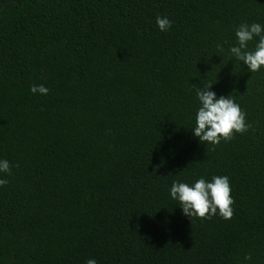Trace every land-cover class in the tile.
<instances>
[{"label":"trees","instance_id":"1","mask_svg":"<svg viewBox=\"0 0 264 264\" xmlns=\"http://www.w3.org/2000/svg\"><path fill=\"white\" fill-rule=\"evenodd\" d=\"M242 23L264 27V0H0V264H264V66L230 53ZM210 83L251 125L216 145L191 130ZM214 175L232 218L190 220L172 182Z\"/></svg>","mask_w":264,"mask_h":264},{"label":"clouds","instance_id":"2","mask_svg":"<svg viewBox=\"0 0 264 264\" xmlns=\"http://www.w3.org/2000/svg\"><path fill=\"white\" fill-rule=\"evenodd\" d=\"M156 25L160 31H168L172 21L166 16H157ZM237 44L230 47V53L238 61L243 62L250 72L259 71L264 66V27L259 23H242L235 31ZM258 38L253 50H249L248 42ZM219 47V45H218ZM212 83L204 84L196 88V95L200 107L196 112L195 127L192 133L201 142L213 145L219 144L221 140H231L234 133H244L251 127L245 121V113L232 97L217 94L211 90ZM30 91L33 94L47 95L49 89L44 85H32ZM12 165L6 159H0V173L11 174ZM18 167V165H16ZM7 179L0 178V186H5ZM231 187L228 176L214 175L211 181L203 177L196 180L193 185L173 181L170 195L178 200L182 213L190 220L192 217L210 219L217 213L229 220L234 212V203L231 197ZM251 255H246L245 260H250ZM85 264H97L94 258H89Z\"/></svg>","mask_w":264,"mask_h":264}]
</instances>
